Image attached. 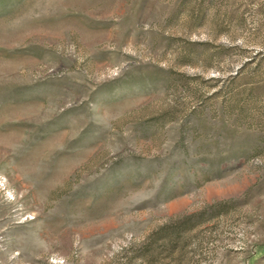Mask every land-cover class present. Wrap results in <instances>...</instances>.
Masks as SVG:
<instances>
[{"label": "rangeland", "instance_id": "1", "mask_svg": "<svg viewBox=\"0 0 264 264\" xmlns=\"http://www.w3.org/2000/svg\"><path fill=\"white\" fill-rule=\"evenodd\" d=\"M0 264H264V0H0Z\"/></svg>", "mask_w": 264, "mask_h": 264}]
</instances>
